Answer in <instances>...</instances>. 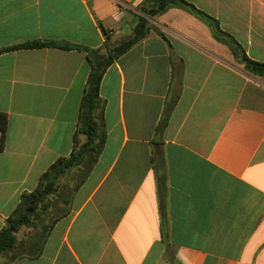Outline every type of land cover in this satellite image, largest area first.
Instances as JSON below:
<instances>
[{
	"label": "crops",
	"instance_id": "obj_1",
	"mask_svg": "<svg viewBox=\"0 0 264 264\" xmlns=\"http://www.w3.org/2000/svg\"><path fill=\"white\" fill-rule=\"evenodd\" d=\"M186 1L264 63V0ZM144 2L0 0V51L32 41L81 48L0 54V232L42 175L86 142L92 65L131 38ZM149 22L158 32L103 73L105 143L89 175L60 178L0 264H264L261 79L190 13L171 8Z\"/></svg>",
	"mask_w": 264,
	"mask_h": 264
},
{
	"label": "trees",
	"instance_id": "obj_2",
	"mask_svg": "<svg viewBox=\"0 0 264 264\" xmlns=\"http://www.w3.org/2000/svg\"><path fill=\"white\" fill-rule=\"evenodd\" d=\"M144 3L147 5V8L143 11L145 12V15L151 18L160 16L171 8H178L200 19L210 27L214 39L225 45L232 53L235 60L242 64L248 73L260 78L264 82V63L250 60L237 41L231 35L225 33L220 28L218 21L210 15L199 10L186 0H145ZM151 30L158 32L155 27L149 24L146 18L140 17L131 38L118 44L112 49L106 59L92 65L91 74L86 87V94L82 103L80 120L81 133L86 137V142L81 147H76L69 158L60 159L52 165L46 173L42 175L39 186L35 191L22 196L21 202L16 211L6 221L5 227L0 232V258L20 250V243L17 241L16 235L24 228L29 229L36 226L35 223L39 222L43 212L49 205L46 203V199L56 191L57 183L60 178L76 168L81 169V180H84L89 175L92 166L101 154L105 143V134L101 131L96 118V112L100 107V83L105 68H107L114 60L129 52L131 48L143 40ZM45 48H54L62 51L81 49L78 46L64 42L32 41L4 49L0 51V54L16 50ZM7 126V116L0 113V135L2 143L5 138ZM162 186L164 187L163 183H159L158 191L160 197V214L164 220L166 217L165 210L167 199L165 188ZM162 236L164 242L167 244V229H162ZM12 261L14 262V258H12Z\"/></svg>",
	"mask_w": 264,
	"mask_h": 264
},
{
	"label": "rangeland",
	"instance_id": "obj_3",
	"mask_svg": "<svg viewBox=\"0 0 264 264\" xmlns=\"http://www.w3.org/2000/svg\"><path fill=\"white\" fill-rule=\"evenodd\" d=\"M145 8H147V5L144 3L141 7H140V17H144V18H146L147 20H148V22H149V20L150 21H152V18L151 17H148L147 15H145V12L143 11ZM139 17V18H140ZM138 18V19H139ZM149 24H150V22H149ZM151 26H153V25H151ZM154 27V26H153ZM261 86H262V91H263V89H264V82L261 80ZM99 109H100V107H99ZM99 109L97 110V112L99 111ZM97 112H96V118H97ZM86 141V140H85ZM81 170L80 168H76V169H74V170ZM74 170H71L70 172H72V171H74ZM70 172H68V173H70ZM67 173V174H68ZM78 173V172H77ZM57 185H58V183H57ZM62 186H61V183L58 185V187H57V189H59V188H61ZM47 200V199H46ZM25 230L27 231V229L25 228ZM11 254V253H10Z\"/></svg>",
	"mask_w": 264,
	"mask_h": 264
}]
</instances>
